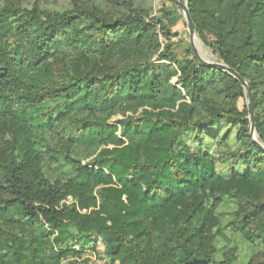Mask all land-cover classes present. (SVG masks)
Masks as SVG:
<instances>
[{
    "label": "trees",
    "instance_id": "trees-1",
    "mask_svg": "<svg viewBox=\"0 0 264 264\" xmlns=\"http://www.w3.org/2000/svg\"><path fill=\"white\" fill-rule=\"evenodd\" d=\"M186 2L202 42L247 82L264 143V0ZM145 17L0 0V264H77L75 238H99L117 264H231L214 257L224 197L237 202L231 228L261 247L248 264H264V151L237 104L245 90L194 54L179 61Z\"/></svg>",
    "mask_w": 264,
    "mask_h": 264
},
{
    "label": "rangeland",
    "instance_id": "rangeland-1",
    "mask_svg": "<svg viewBox=\"0 0 264 264\" xmlns=\"http://www.w3.org/2000/svg\"><path fill=\"white\" fill-rule=\"evenodd\" d=\"M7 2L28 9L36 5L38 8L51 13L73 11L75 7L96 8L102 14L111 17H119L129 9L141 10L146 15L145 18L148 22L161 21L171 33V38L169 40L171 43V50L179 61L188 60L191 58V54H193L183 16L170 0H7ZM5 4L6 1H3V5ZM195 35L199 39L203 49L207 51L208 56L212 58V61L219 60L212 54L209 47L202 42L197 33ZM160 40L163 43L166 41L163 36L160 37ZM175 80L176 78L172 79L173 82ZM237 104L241 108L246 104V98L238 99ZM126 114H129V112ZM122 117L123 115L121 112H116L108 118L107 122L111 125H117V120ZM226 129L229 130L231 135L229 139L231 149L236 148L238 143L235 142L234 134L237 128L226 125L219 128L217 127L220 136L223 135ZM117 135L120 136L119 130L117 131ZM193 145V149H200L198 145ZM203 149H207L213 158L216 172L220 176L227 178L230 175L229 171L231 167L229 169L228 161H221L218 159L215 144L207 140L201 150ZM91 152V149L82 144L75 149L74 155L82 158V163L84 164L92 158ZM62 168H65V166ZM244 168V165L238 164L233 167V170L242 172ZM50 173L52 176H55L58 173V169L51 170ZM236 209V200L228 197H224L215 209L218 224L213 228V233L216 234L213 239V245L215 247L214 257L216 260H222L228 257L231 264H248V262L261 250V247L256 243L248 242L231 228L229 222L235 216ZM74 243L75 246L72 247V249L77 251L78 255L73 256L70 254L69 257L70 259H76L77 264H117V262H113L109 257L105 256L104 243L99 238L83 247L79 244V238H75Z\"/></svg>",
    "mask_w": 264,
    "mask_h": 264
},
{
    "label": "water",
    "instance_id": "water-1",
    "mask_svg": "<svg viewBox=\"0 0 264 264\" xmlns=\"http://www.w3.org/2000/svg\"><path fill=\"white\" fill-rule=\"evenodd\" d=\"M170 1L179 9V11L181 12V14L183 16V19H184V22H185V25L187 27V31L189 34L190 47H191L193 54H194L196 60L198 61V63L201 65H204L206 67L216 68V69H219V70H222V71L228 73L229 75H231L235 79H237L238 82L241 84V86L244 88L246 105H247V109H248V115H247V118L249 121L248 134L251 137V139L254 141V143L257 145V147L264 151V143L258 139V135L256 133L255 126H254V108H253V102H252V97H251V91L249 89L247 82L245 80H243L242 78H240L235 73V71L231 70L221 60H213V61L209 60L208 61V60H205L201 57V55L196 50L194 42H193V36L196 34V32H195V27H194L193 21L190 17L189 11H188L187 2L181 1V0H170Z\"/></svg>",
    "mask_w": 264,
    "mask_h": 264
},
{
    "label": "bare ground",
    "instance_id": "bare-ground-1",
    "mask_svg": "<svg viewBox=\"0 0 264 264\" xmlns=\"http://www.w3.org/2000/svg\"><path fill=\"white\" fill-rule=\"evenodd\" d=\"M193 42H194V45H195V48L196 50L198 51V53L201 55V57L205 60H210L212 61V58H210L208 56V53L206 50L203 49L199 39L196 37V35L193 36Z\"/></svg>",
    "mask_w": 264,
    "mask_h": 264
}]
</instances>
